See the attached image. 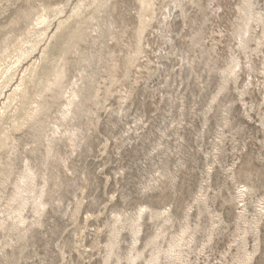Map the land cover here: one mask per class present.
<instances>
[{"label":"rangeland","instance_id":"1","mask_svg":"<svg viewBox=\"0 0 264 264\" xmlns=\"http://www.w3.org/2000/svg\"><path fill=\"white\" fill-rule=\"evenodd\" d=\"M29 51L0 264H264V0H0Z\"/></svg>","mask_w":264,"mask_h":264},{"label":"bare ground","instance_id":"2","mask_svg":"<svg viewBox=\"0 0 264 264\" xmlns=\"http://www.w3.org/2000/svg\"><path fill=\"white\" fill-rule=\"evenodd\" d=\"M45 19H42L39 23H37V24H43L45 21H44ZM38 22V21H37ZM39 26V25H38ZM44 31V30H43ZM32 32V31H31ZM45 32V31H44ZM37 43V42H36ZM35 46V45H34ZM36 48H37V46H35ZM25 48V47H24ZM32 48V47H31ZM30 48V49H31ZM28 49V48H27ZM34 50H36V49H34ZM34 50L32 51V52H34ZM25 51V50H24ZM9 54V53H8ZM31 54V52L29 51L28 52V54H27V52L25 53H23L22 52V54H21V56H19L18 57V59L15 61V62H13V63H11L12 65L11 66H9V67H3V68H1V66H0V97H1V95H3L4 94V90L6 89L7 90V87L8 86H11L10 84H12L13 83V80H15L14 79V77L17 75V72L19 71V65L21 64V60L24 58V57H28L29 58V56H31L30 55ZM33 54V53H32ZM26 57V58H27ZM35 64V63H34ZM1 65V64H0ZM4 65V64H3ZM2 65V66H3ZM33 66V65H32ZM35 67V66H34ZM30 68V67H29ZM21 69V68H20ZM33 69V68H32ZM28 70V69H27ZM34 70V69H33ZM31 71L30 72V69H29V71H27L28 73L30 72V74H28V76L26 77V75L24 74V76L22 75V79L20 80V82H19V84L18 85H16L15 86V88L14 89H12V92L11 93H9V95L8 96H6L9 100L5 103L4 101H3V103H4V106H2V105H0V108H1V106H2V109L4 110V109H7L8 107H11V104H13V102L14 101H18V97L19 98H21V100H22V97H25L26 96V93H27V87H26V84L28 83V82H26L27 81V78L29 77V78H31V75H32V73H34V71ZM35 70H37V69H35ZM38 71V70H37ZM36 71V72H37ZM25 73V72H24ZM58 73V72H57ZM61 73V72H60ZM36 74V73H35ZM30 75V76H29ZM39 75V74H38ZM58 75V74H57ZM43 77V76H42ZM16 78V77H15ZM35 78V77H34ZM39 78H40V76H39ZM57 79H58V77H57ZM19 80V79H18ZM43 80V79H42ZM60 80V79H59ZM62 80V79H61ZM55 81H58V80H55ZM12 82V83H11ZM49 82V81H48ZM58 82H60V81H58ZM60 84V83H59ZM47 85H49V84H47ZM33 86V85H32ZM8 88H10V87H8ZM27 88V89H26ZM47 88V87H46ZM49 88V87H48ZM31 89V88H30ZM35 89V88H34ZM29 94V93H28ZM72 95H73V92H72ZM72 95H71V97H72ZM35 97H37V96H35ZM3 99V98H2ZM6 99V98H5ZM26 99V98H25ZM32 98H30V100H31ZM69 99V98H68ZM74 99V98H73ZM20 100V99H19ZM76 100V99H75ZM75 100H71L72 102L73 101H75ZM0 101H1V99H0ZM69 101V100H68ZM70 101V102H71ZM22 102V101H21ZM26 102V101H25ZM32 102H35V101H32ZM28 103V102H27ZM17 104V103H16ZM26 104V103H25ZM69 104V103H68ZM67 104V105H68ZM14 105V104H13ZM29 105V104H28ZM31 105H33V104H31ZM36 105L38 106V104L36 103ZM22 106V105H21ZM34 106V105H33ZM70 107V106H69ZM29 108H31V107H29ZM32 108H34V107H32ZM35 108H36V106H35ZM34 108V109H35ZM15 109V108H14ZM27 109V108H26ZM25 109V110H26ZM28 110V109H27ZM37 110V109H36ZM8 111V110H7ZM32 111V110H31ZM5 112V111H4ZM27 112V111H26ZM29 112V111H28ZM33 112H35V111H33ZM31 113V112H30ZM31 114H33V113H31ZM6 116H7V113L5 114ZM26 115V117H27V115L28 114H25ZM24 115V116H25ZM29 116V115H28ZM32 116V115H31ZM11 116H9L8 118H10ZM26 117H24V120H25V118ZM13 120V119H12ZM20 120V119H19ZM16 123H18L19 125H20V123L19 122H16ZM22 123V122H21ZM24 123V122H23ZM23 125V124H22ZM17 127H19L18 125H17ZM3 137V136H2ZM2 139V138H1ZM8 139V138H7ZM7 139H6V141H7ZM2 141V140H1ZM4 141V140H3ZM1 143H3V142H1ZM6 145V144H5ZM1 146V145H0ZM25 166H27V165H25ZM28 169H30L29 167H28ZM27 169V170H28ZM26 171V170H25ZM33 172V171H32ZM31 172V173H32ZM28 177H30V175H25V177L24 178H28ZM249 191V190H248ZM247 193V192H246ZM245 193V194H246ZM246 251V250H245ZM253 253H255V252H253ZM246 255V254H245ZM250 255V254H249ZM252 256H253V254H252ZM249 257V260L250 259H252L250 256H248ZM253 258H254V256H253ZM248 260V261H249ZM246 262H247V260H245ZM244 261V262H245ZM243 262V263H244ZM245 262V263H246Z\"/></svg>","mask_w":264,"mask_h":264}]
</instances>
